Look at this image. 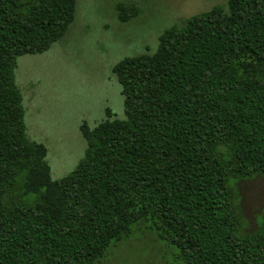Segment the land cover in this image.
I'll use <instances>...</instances> for the list:
<instances>
[{"label":"trees","instance_id":"obj_1","mask_svg":"<svg viewBox=\"0 0 264 264\" xmlns=\"http://www.w3.org/2000/svg\"><path fill=\"white\" fill-rule=\"evenodd\" d=\"M77 0H0V264H97L140 222L185 264H264V228L240 232L234 183L264 176V0L166 29L114 67L126 119L81 132L84 158L53 180L27 134L18 58L69 31ZM127 22L136 8L118 6Z\"/></svg>","mask_w":264,"mask_h":264},{"label":"rangeland","instance_id":"obj_2","mask_svg":"<svg viewBox=\"0 0 264 264\" xmlns=\"http://www.w3.org/2000/svg\"><path fill=\"white\" fill-rule=\"evenodd\" d=\"M228 0H77L76 18L66 35L49 51L18 58L16 83L23 96L30 140L48 149L53 180L72 173L87 148L81 127L126 119L122 86L114 67L124 58L153 55L168 28ZM136 8L127 22L118 19V6ZM234 205L240 232L264 228V176L234 183ZM97 264H185L176 248L162 241L144 222L123 241L110 247Z\"/></svg>","mask_w":264,"mask_h":264}]
</instances>
